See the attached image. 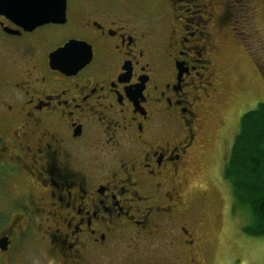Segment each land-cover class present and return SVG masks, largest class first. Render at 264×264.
<instances>
[{
  "label": "flooded vegetation",
  "instance_id": "af4514ba",
  "mask_svg": "<svg viewBox=\"0 0 264 264\" xmlns=\"http://www.w3.org/2000/svg\"><path fill=\"white\" fill-rule=\"evenodd\" d=\"M13 1L0 0V264L27 239L47 264H215V152L235 106L214 0H162L161 22L127 0H66L35 26Z\"/></svg>",
  "mask_w": 264,
  "mask_h": 264
},
{
  "label": "rangeland",
  "instance_id": "374dc122",
  "mask_svg": "<svg viewBox=\"0 0 264 264\" xmlns=\"http://www.w3.org/2000/svg\"><path fill=\"white\" fill-rule=\"evenodd\" d=\"M127 1L139 7L144 19L161 22L167 14L166 5L162 0ZM231 1L214 0L221 27L220 35L224 37L223 55L226 58L233 91L226 103L228 106H235L226 129L220 135L224 137L220 151L215 152V173L222 179L219 187L223 213L214 260L215 264H264V237L246 234L243 231L245 219L238 211L235 213L234 210H229L232 202L231 185L223 175L231 145L239 131L241 116L264 101V79L260 78L257 68V63L264 68V0H253L250 3L248 16L251 21L246 19V10H240L239 17L232 19L227 6ZM178 12L184 13L182 9ZM189 15H193L191 9L188 10ZM226 110L227 107L224 106L222 111ZM6 223L0 221V231ZM14 248L17 250V259L12 264H47L40 258L37 245L28 239L22 240Z\"/></svg>",
  "mask_w": 264,
  "mask_h": 264
},
{
  "label": "trees",
  "instance_id": "16d2710c",
  "mask_svg": "<svg viewBox=\"0 0 264 264\" xmlns=\"http://www.w3.org/2000/svg\"><path fill=\"white\" fill-rule=\"evenodd\" d=\"M252 1L232 0L227 5L232 19L246 10V19L251 21L248 7ZM223 175L231 185L233 209L245 219L243 231L264 237V101L241 116Z\"/></svg>",
  "mask_w": 264,
  "mask_h": 264
},
{
  "label": "water",
  "instance_id": "95a60500",
  "mask_svg": "<svg viewBox=\"0 0 264 264\" xmlns=\"http://www.w3.org/2000/svg\"><path fill=\"white\" fill-rule=\"evenodd\" d=\"M6 7L9 9L6 12L24 25L35 26L46 21H60L65 14L66 0H15ZM8 245L9 236L1 237L0 249L7 250Z\"/></svg>",
  "mask_w": 264,
  "mask_h": 264
}]
</instances>
